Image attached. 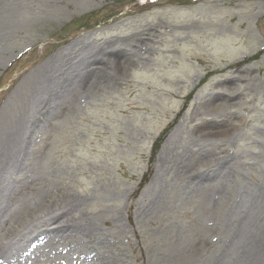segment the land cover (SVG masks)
<instances>
[{
  "label": "rangeland",
  "instance_id": "374dc122",
  "mask_svg": "<svg viewBox=\"0 0 264 264\" xmlns=\"http://www.w3.org/2000/svg\"><path fill=\"white\" fill-rule=\"evenodd\" d=\"M263 233L264 0H0V264H264Z\"/></svg>",
  "mask_w": 264,
  "mask_h": 264
},
{
  "label": "bare ground",
  "instance_id": "6f19581e",
  "mask_svg": "<svg viewBox=\"0 0 264 264\" xmlns=\"http://www.w3.org/2000/svg\"><path fill=\"white\" fill-rule=\"evenodd\" d=\"M106 66H108L107 61H105L104 67H106ZM96 72L97 71L95 70L94 73L97 74ZM92 74L93 73H91V71H87L86 70L85 72L77 73L75 76H81L82 79L88 80L89 78H91ZM70 76H71V79H72V76H74V75L70 74ZM210 172H208L209 175L211 174ZM204 174H205L204 172L203 173H198L196 175V180H199L200 178H202V176ZM66 221H68V220H66ZM46 223H47V221H46ZM73 229H74V223L64 222L63 225L53 228V231H51L50 233H49V231L40 232V236L45 235V234H51V233L52 234H58V232L60 233V232H63L64 230H73ZM253 246L255 248V251H257V253H254V255H257L258 253H261L264 250V233H263V235H260V237L253 243ZM94 258L95 257H92V261H90V259L87 258V260H86L87 264H90V262H92L91 264H94Z\"/></svg>",
  "mask_w": 264,
  "mask_h": 264
},
{
  "label": "trees",
  "instance_id": "16d2710c",
  "mask_svg": "<svg viewBox=\"0 0 264 264\" xmlns=\"http://www.w3.org/2000/svg\"><path fill=\"white\" fill-rule=\"evenodd\" d=\"M86 19H88V15H87ZM167 131H168L167 128H165L164 130H162V132L158 135V137L156 138V140L153 143L152 156L150 158V165H149L148 169L146 170V172L143 175V178H142V181H141V185H143L148 180V177L150 176V174L152 172V162L154 160V157H155L156 152L160 148V146H161V144H162V142H163V140H164V138L166 136Z\"/></svg>",
  "mask_w": 264,
  "mask_h": 264
}]
</instances>
